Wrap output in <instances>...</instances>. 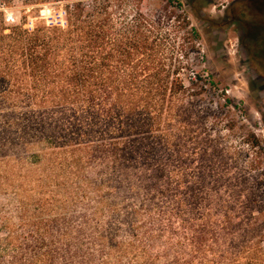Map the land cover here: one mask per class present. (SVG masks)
<instances>
[{"label":"trees","instance_id":"trees-1","mask_svg":"<svg viewBox=\"0 0 264 264\" xmlns=\"http://www.w3.org/2000/svg\"><path fill=\"white\" fill-rule=\"evenodd\" d=\"M152 1L23 0L11 23L0 5V165L73 168L77 187L102 204L91 227L74 214L73 226L22 218L1 239L0 264H158L162 255L169 264H264L262 218L242 230L232 215L225 227L215 219L231 152L218 159L205 148L216 107L202 103L197 74L192 91L184 82L199 35L177 0ZM49 2L58 21L39 15ZM244 142L260 145L253 133ZM142 213L169 217V249L140 239Z\"/></svg>","mask_w":264,"mask_h":264},{"label":"rangeland","instance_id":"rangeland-1","mask_svg":"<svg viewBox=\"0 0 264 264\" xmlns=\"http://www.w3.org/2000/svg\"><path fill=\"white\" fill-rule=\"evenodd\" d=\"M177 1L199 35L189 51L191 72L184 77L185 85L192 91L197 74L202 103L216 107V125L211 126L210 117L205 121V148L214 150L218 159L231 152L230 169L221 173L217 183L215 219L225 227L227 215H232V228L242 230L253 226L258 217L264 220V184L258 187L257 181L261 173L264 179V55L250 50L249 40L241 34L244 22H251L253 16H264V0ZM0 3L6 21L18 22L23 0ZM152 6L159 8L160 1L153 0ZM26 14L29 21L34 19L29 11ZM39 15L47 21H58L62 11L49 2ZM247 133L255 134L260 145L245 143ZM209 140H214L213 145L207 146ZM73 178V168L51 165L47 160L10 158L0 165V242L7 229L19 228L26 217H57L72 221L73 226L74 214L83 223L86 221L87 227L94 226L97 218H102V204L79 189ZM158 215L142 213L136 220L140 239L160 252L171 247L172 238L169 217ZM119 234L120 240L130 238L125 230ZM170 259V255H162L158 264H169Z\"/></svg>","mask_w":264,"mask_h":264},{"label":"flooded vegetation","instance_id":"flooded-vegetation-1","mask_svg":"<svg viewBox=\"0 0 264 264\" xmlns=\"http://www.w3.org/2000/svg\"><path fill=\"white\" fill-rule=\"evenodd\" d=\"M251 19V22L243 23L241 34L245 35L247 40H249L250 50L254 51L257 55H260V53L264 55V16H253ZM262 79L264 80V77Z\"/></svg>","mask_w":264,"mask_h":264}]
</instances>
